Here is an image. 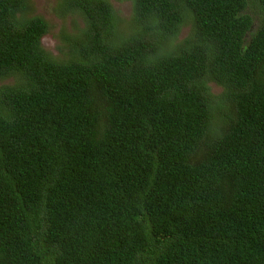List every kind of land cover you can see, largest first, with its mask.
<instances>
[{
	"label": "trees",
	"instance_id": "16d2710c",
	"mask_svg": "<svg viewBox=\"0 0 264 264\" xmlns=\"http://www.w3.org/2000/svg\"><path fill=\"white\" fill-rule=\"evenodd\" d=\"M128 1L130 34L58 0L84 22L61 61L0 0V264H264V17L248 38L246 0Z\"/></svg>",
	"mask_w": 264,
	"mask_h": 264
},
{
	"label": "rangeland",
	"instance_id": "374dc122",
	"mask_svg": "<svg viewBox=\"0 0 264 264\" xmlns=\"http://www.w3.org/2000/svg\"><path fill=\"white\" fill-rule=\"evenodd\" d=\"M116 14L122 19L121 28L124 33H131V14L132 6L128 0H108ZM31 8L29 16L41 17L49 27L48 32L40 41L41 48L52 55L57 60L64 61L71 56L69 46L74 42L81 29L84 28L82 17L75 12L63 13L58 8V0H30ZM245 14L252 19V28L247 33V37L257 29L260 20L264 17V3L262 0H246ZM190 23L184 24L177 37L173 40L175 44L184 40L190 32ZM17 80L16 76L0 79V87L13 85ZM210 93L217 103V98L222 95L221 87L212 82L208 83Z\"/></svg>",
	"mask_w": 264,
	"mask_h": 264
}]
</instances>
